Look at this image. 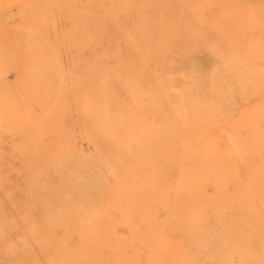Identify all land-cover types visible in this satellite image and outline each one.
Segmentation results:
<instances>
[{"label": "bare ground", "instance_id": "6f19581e", "mask_svg": "<svg viewBox=\"0 0 264 264\" xmlns=\"http://www.w3.org/2000/svg\"><path fill=\"white\" fill-rule=\"evenodd\" d=\"M81 1L59 29L37 13L16 26L0 18V184L36 186L50 198L47 211L65 209L53 264H148L150 229L202 230L211 217L229 227L223 218L240 213L242 196L230 159L242 146L231 149L221 134L131 133V107L142 105L113 61L114 0ZM76 127L95 145L90 158L76 149ZM154 216L187 220L156 225Z\"/></svg>", "mask_w": 264, "mask_h": 264}, {"label": "rangeland", "instance_id": "374dc122", "mask_svg": "<svg viewBox=\"0 0 264 264\" xmlns=\"http://www.w3.org/2000/svg\"><path fill=\"white\" fill-rule=\"evenodd\" d=\"M83 6L81 0H0V18L16 26L37 13L59 29L71 10ZM101 10L108 8L102 3ZM111 11L116 71L141 93L142 110L131 107V133L191 140L221 134L231 149L242 146L241 155L230 159L239 168L242 196L240 213L223 218L229 227L222 229L211 217L202 230L150 229L144 235L154 244L150 257L142 259L148 264H264V0H114ZM59 61L65 69L71 64L65 55ZM13 78L11 71L8 80ZM117 92L119 99L125 95ZM122 109L127 116V106ZM74 132L81 156L95 155L85 130ZM40 192L22 182L0 184V264L55 261L54 245L67 232L65 209L47 211L50 198ZM150 219L156 225L187 220Z\"/></svg>", "mask_w": 264, "mask_h": 264}]
</instances>
